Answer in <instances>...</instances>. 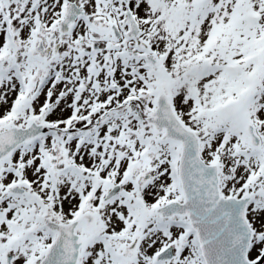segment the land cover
Returning <instances> with one entry per match:
<instances>
[{"label": "snow or ice", "instance_id": "6c2138e0", "mask_svg": "<svg viewBox=\"0 0 264 264\" xmlns=\"http://www.w3.org/2000/svg\"><path fill=\"white\" fill-rule=\"evenodd\" d=\"M0 264H264V0H0Z\"/></svg>", "mask_w": 264, "mask_h": 264}]
</instances>
